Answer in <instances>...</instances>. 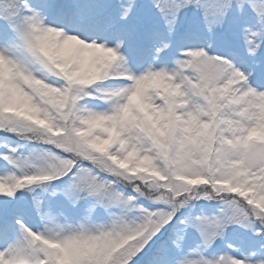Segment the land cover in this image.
Wrapping results in <instances>:
<instances>
[{
  "label": "snow or ice",
  "instance_id": "obj_1",
  "mask_svg": "<svg viewBox=\"0 0 264 264\" xmlns=\"http://www.w3.org/2000/svg\"><path fill=\"white\" fill-rule=\"evenodd\" d=\"M0 264H264V0H0Z\"/></svg>",
  "mask_w": 264,
  "mask_h": 264
}]
</instances>
